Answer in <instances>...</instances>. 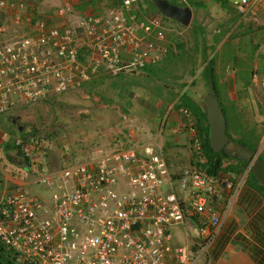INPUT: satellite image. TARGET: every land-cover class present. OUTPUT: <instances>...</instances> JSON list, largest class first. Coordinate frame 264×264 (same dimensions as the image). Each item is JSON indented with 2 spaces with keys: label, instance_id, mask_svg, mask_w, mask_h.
Masks as SVG:
<instances>
[{
  "label": "built area",
  "instance_id": "1",
  "mask_svg": "<svg viewBox=\"0 0 264 264\" xmlns=\"http://www.w3.org/2000/svg\"><path fill=\"white\" fill-rule=\"evenodd\" d=\"M10 2L0 0L2 13L14 6L10 27H0V116L79 91L100 76L155 67L172 49L163 16L144 15L140 0H123L103 14L90 5L74 14V0H65L49 16L39 15L31 0ZM263 4L241 0L234 8L243 21L257 22ZM180 112L193 160L177 176L161 142L136 143L131 136L136 144L125 147L114 139L50 171L42 137L15 138L12 145L35 176L0 192V244L19 264H199L246 175L235 181L207 174L195 115ZM34 185L51 192L49 204L31 192ZM225 190L232 194L217 209L212 202ZM180 227L185 245L172 243Z\"/></svg>",
  "mask_w": 264,
  "mask_h": 264
},
{
  "label": "crops",
  "instance_id": "2",
  "mask_svg": "<svg viewBox=\"0 0 264 264\" xmlns=\"http://www.w3.org/2000/svg\"><path fill=\"white\" fill-rule=\"evenodd\" d=\"M10 1L11 5H14V0ZM31 1L37 7L39 15L46 14L41 12V10L44 11V3H47L48 0ZM50 1L56 2V0H49L48 2ZM59 1L61 4L65 0ZM90 1L92 0H74V14L76 12L79 14L86 12ZM169 1L174 2L177 6L192 9L193 17L190 25L183 27L174 21L176 23H174V27L181 28L182 31H179L178 34L180 38H184L183 32L190 31L194 37V44L197 46V42H201L199 43L201 45L199 49L200 51L202 50L201 58L203 55L206 56L208 54L209 59L207 60L213 57H211L210 49L203 54L204 50L207 46L215 45L216 37L220 38L219 43L216 45V51L220 49L219 51L222 50L224 52L225 63L224 67L220 68L218 72H216L215 67L219 83L215 89L212 86L209 87L211 89L209 94L213 96H215L214 92L218 94L221 106L233 123L230 126L231 129L239 134L242 133L241 136L252 137V134L258 131L256 130L257 126L249 123L247 118L256 115L258 113L257 108L263 106L260 98H262L261 89H264V4L259 11L260 19L257 22L245 20L252 23L249 24L245 23V21L242 22V19L235 14L234 16L238 17L237 19L239 20L237 22L231 21L233 18L231 11L236 13L234 0H188L186 3H183V0ZM12 7L14 6L4 11L9 21L11 19L10 15H12ZM7 23L9 24V22ZM166 26H168L167 23ZM196 34H198V37ZM232 48L234 53H232ZM226 54L231 56L228 57ZM226 57L228 58L226 59ZM230 66L233 67L231 70L229 69ZM200 73L203 78L207 77L203 72V68ZM162 86L163 94L160 95L172 98V102L167 106L168 108L166 107L167 110L171 111L169 117H166V122L164 123L163 119L167 111L159 117L164 111L162 108H165L164 101L155 95L152 98L153 100L150 98L149 102L146 101L140 108L132 107V113H137L141 120L139 123L141 128L138 130L140 135L137 131H128L126 133L125 128L122 127L116 128L115 139L119 138L125 147L136 143L155 144L161 142L174 176H177L183 169L189 167L193 160L190 137L186 129V118L180 112L182 108L187 107L178 104V100L185 95V97L187 96L190 101L196 104L199 103L201 105L202 101L194 98L187 86L180 85V87L174 86V88ZM157 106L159 109H157ZM145 121H148V123L146 124ZM10 128L13 131L12 127ZM5 129V132L1 133L3 138L1 139L0 137L2 147L7 144L12 145L14 142L8 138L9 128L7 125ZM258 133L254 134L256 140L253 139L257 142V139H260L262 134L260 133L259 135ZM131 136L134 140L133 142L136 143L130 140ZM111 142L112 140L109 138L101 141L100 144L107 146ZM68 156V154L58 156L55 161L51 157L46 158L48 169L54 171L66 166L71 161ZM227 166L225 163L224 167ZM7 168L9 172L0 170V192L10 189L14 182L28 180L33 175V171L29 170L28 167H24L22 171L19 165L11 164ZM10 169L13 174L10 173ZM245 173H233L234 175L231 176L237 181ZM259 185V182L256 185L247 174L244 185L240 188L239 193L236 194L237 196H235L230 213L227 216L224 214L222 228L209 252L207 264H264V190ZM231 194L227 190L222 191L219 198L212 202V205L217 209H221L223 203L229 199ZM190 234L195 235L196 229L191 227Z\"/></svg>",
  "mask_w": 264,
  "mask_h": 264
},
{
  "label": "rangeland",
  "instance_id": "3",
  "mask_svg": "<svg viewBox=\"0 0 264 264\" xmlns=\"http://www.w3.org/2000/svg\"><path fill=\"white\" fill-rule=\"evenodd\" d=\"M48 1L44 3V11L41 10V12L46 13L42 16H49L50 12L60 5L59 0H56V2ZM234 1L236 3L241 0ZM88 3L99 14H103L105 11L120 5L118 0H92ZM140 9L146 16L153 14L146 0H140ZM231 13L233 15L231 21L237 22L239 16L236 18L234 14H237L232 11ZM75 14L79 13L76 12ZM6 17L5 13L0 12V27H10L7 23L10 21ZM76 18V16H73L72 20L74 21ZM166 23L169 29V41L173 45L170 54L162 63L152 67L150 71L143 70L135 73H126L117 77L100 76L79 91L55 96L30 107H19L7 115L0 116V135L5 132L6 125L9 128L8 138L12 142L17 137L38 134L47 144V158L51 157L55 161L58 156L68 154V157L71 158V161L68 162L69 164L77 158L89 154L92 149L104 145L100 144L101 141L109 138L114 140L116 138V128L124 127L126 133L128 131H137L140 135L138 130L141 128L139 125L141 120L137 113H132V107L140 108L155 95L164 101L165 108H162L164 111L159 117L164 115L165 111H167V106L172 102V98L161 96L163 94L162 85L173 88L174 86L180 87V85L187 86L192 96L202 101L203 104V100L210 93L211 89L209 87L211 85L200 73L205 61L201 58L197 46L194 44L193 34L190 31H185L183 32L184 38L182 36L180 38L178 34L179 31H182L181 28L174 27L175 22L172 20H167ZM245 23L252 24L247 21ZM12 32L15 33L14 30ZM8 33H11V30ZM181 45H184L183 48L186 50V53L182 55H180L179 47ZM219 50L217 51L218 53L211 54V57L215 58L216 72L220 71V68H223L225 63L224 52ZM233 50L232 48V53H234ZM226 56L229 57L231 55L226 54ZM168 60L170 61L166 62ZM231 68L233 67L230 66L229 69L231 70ZM215 81L217 84L219 83L217 78ZM261 90L262 98H260V101L263 102V106L257 108L258 113L256 115L247 118L249 123L257 126L256 130L258 131H255L254 134L259 132L258 134L260 135L262 133L261 138L257 139V155H260L264 149V89L262 88ZM180 102L181 99L178 100V104ZM145 123L147 124L148 121H145ZM10 127H12L13 131H11ZM231 135L235 139H241L242 137V133L239 134L235 130L231 131ZM0 137L2 139L3 135ZM12 146L14 148L8 151L3 148L0 149V170L3 172H9L7 167L11 164L19 165L23 171L24 166L19 164L22 160L20 153L14 145ZM230 164L235 165L236 162L229 161L226 163V165ZM10 171L13 174L11 169ZM22 171L21 173H23ZM245 172L247 177L249 169ZM230 175L234 174L230 173ZM34 176L32 175L31 179ZM244 183H242V186ZM30 190L43 202L50 203L51 192L45 186L34 185L30 187ZM171 235L173 244L185 245L187 243L183 228L174 229ZM208 259L206 257L199 264H207Z\"/></svg>",
  "mask_w": 264,
  "mask_h": 264
},
{
  "label": "trees",
  "instance_id": "4",
  "mask_svg": "<svg viewBox=\"0 0 264 264\" xmlns=\"http://www.w3.org/2000/svg\"><path fill=\"white\" fill-rule=\"evenodd\" d=\"M119 3L121 4L123 2V0H118ZM169 1V0H168ZM147 4L149 5V8L151 9V12L153 14H148V16H155V15H160L158 13V11L156 10V8L153 6L152 2L150 0H146ZM171 2V1H169ZM172 4H174V2H171ZM176 5V4H175ZM164 20H168L165 17H163ZM196 36L198 37V34H196ZM202 38V37H201ZM220 38L216 37L215 42L213 46H207V48H205L204 53H207L210 49V52L212 54H216L218 53L216 51V45L219 43ZM201 43L200 41L197 42V50L199 51V53H202V50L200 51L199 48H201V45L199 44ZM182 46V47H181ZM180 47V52L182 54L186 53V50L184 47V45H181ZM209 54L206 56H202L203 59H206V61L204 62V67H203V72L205 74L206 79L208 81V83H210V85L215 89L218 84L215 81L216 77V72H215V58L212 57L210 60L209 59ZM152 68L150 69H146L145 71H150ZM205 78V77H204ZM214 95L218 98V94L214 92ZM181 102L180 105L187 107L190 111L193 112V114L196 117L197 120V125H198V131L200 133V137L202 138V146L204 148V153L206 154V164H205V168L207 171V174L209 175H217L220 173H236V174H242L243 172L246 171V169L249 167V164L242 162L240 159H236L232 156H230L227 152V150L222 151L220 154H216L210 147L209 145V125L206 119V115H205V111H204V106L203 104H196L195 102L190 101V99L185 95H183L181 98ZM219 101V98H218ZM220 103V102H219ZM221 105V103H220ZM222 111L225 115L226 118V122H227V134L229 135L231 141H233L234 143H238L244 147H247L248 149H250L254 154L257 153L258 150V142L254 141L256 140V137L254 136V133L252 134V137H246V135H243L241 137V139H235L233 138V136L231 135V124H233L230 119L229 116L227 115L225 109L221 106ZM254 139V140H253ZM253 140V141H252ZM252 142V143H250ZM3 148L5 151L11 150L14 147L10 144L4 145ZM21 157V156H20ZM259 158L264 162V149L263 151L260 153ZM21 161L19 164H21V166H24L25 168L28 165V161L23 159L21 157ZM229 161H235L237 162L235 165L234 164H230L227 167H224L225 163L229 162ZM23 167V168H24ZM248 177H250V179H252L254 181V183L256 185H258V182L256 181V179L254 178L253 174L251 173V171H249L248 173ZM260 186V185H259ZM262 190H264V188L262 186H260ZM0 264H19L15 258L13 257V255L11 254L10 251H8L2 244H0Z\"/></svg>",
  "mask_w": 264,
  "mask_h": 264
},
{
  "label": "water",
  "instance_id": "5",
  "mask_svg": "<svg viewBox=\"0 0 264 264\" xmlns=\"http://www.w3.org/2000/svg\"><path fill=\"white\" fill-rule=\"evenodd\" d=\"M150 1L161 16L175 21L183 27L190 25L193 17L191 8L177 6L168 0ZM203 106L209 125V145L211 149L216 154L227 150L230 156L249 164L254 178L264 188V162L251 150L231 141L227 134L226 118L217 97L208 94L203 100Z\"/></svg>",
  "mask_w": 264,
  "mask_h": 264
},
{
  "label": "clouds",
  "instance_id": "6",
  "mask_svg": "<svg viewBox=\"0 0 264 264\" xmlns=\"http://www.w3.org/2000/svg\"><path fill=\"white\" fill-rule=\"evenodd\" d=\"M260 19V18H259ZM152 68V67H151ZM147 69H149V68H147ZM146 70V69H145ZM192 112V111H191ZM2 147V146H1ZM1 149V148H0ZM256 154V153H255ZM68 164V163H67ZM66 164V165H67ZM65 167V166H64ZM48 168V167H47ZM63 168V167H62ZM60 169V168H59ZM248 169H249V171H250V165H249V167H248ZM58 170V169H57ZM53 171V170H52ZM55 171V170H54ZM249 173V172H248Z\"/></svg>",
  "mask_w": 264,
  "mask_h": 264
},
{
  "label": "flooded vegetation",
  "instance_id": "7",
  "mask_svg": "<svg viewBox=\"0 0 264 264\" xmlns=\"http://www.w3.org/2000/svg\"><path fill=\"white\" fill-rule=\"evenodd\" d=\"M247 148V147H246ZM248 149V148H247ZM250 150V149H249Z\"/></svg>",
  "mask_w": 264,
  "mask_h": 264
}]
</instances>
